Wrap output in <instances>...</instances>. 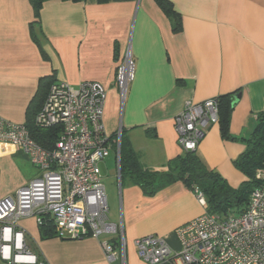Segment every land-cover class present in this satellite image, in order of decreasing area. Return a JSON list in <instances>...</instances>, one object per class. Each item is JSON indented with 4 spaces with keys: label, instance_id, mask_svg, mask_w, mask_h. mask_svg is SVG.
<instances>
[{
    "label": "crops",
    "instance_id": "crops-1",
    "mask_svg": "<svg viewBox=\"0 0 264 264\" xmlns=\"http://www.w3.org/2000/svg\"><path fill=\"white\" fill-rule=\"evenodd\" d=\"M168 1L181 17L179 32L156 0H50L41 11V29L29 0H0V117L26 123L28 112L42 106L43 94L30 106L42 79L73 87L98 82L107 90V133L122 129L143 168L161 172L185 154L174 119L186 103L228 96L224 108L235 102L231 138L223 136L220 123L214 125L196 153L239 187L245 176L233 161L246 149L264 111V0ZM128 49L136 72L123 98L115 77ZM37 175L22 151L0 145V200ZM107 199L109 221L124 225L126 264H147L137 254L138 238L156 235L178 251L175 231L206 211L182 181L147 196L126 178ZM20 227L25 245L41 262L111 264L101 239H43L32 218L22 219ZM2 263L9 264L0 258Z\"/></svg>",
    "mask_w": 264,
    "mask_h": 264
},
{
    "label": "built area",
    "instance_id": "built-area-1",
    "mask_svg": "<svg viewBox=\"0 0 264 264\" xmlns=\"http://www.w3.org/2000/svg\"><path fill=\"white\" fill-rule=\"evenodd\" d=\"M130 49L119 64L115 85L123 98L135 79ZM106 88L87 81L78 87L53 83L35 117L39 129L60 128L53 148L41 146L25 123L0 117V145L22 151L38 175L0 200V258L9 264H46L25 245L20 221L32 218L39 226L50 219L61 239L92 236L101 239L111 264H126L123 222L109 221V205L101 163L111 153L121 167L122 129L114 136L104 125ZM219 124L217 98L187 102L175 117L177 142L184 152H196L207 131ZM121 175V173H120ZM246 211L225 217L207 212L204 193L193 190L205 206L203 215L176 231L180 249L174 251L161 237L135 240L137 254L147 264H264V170ZM115 237V240L104 237Z\"/></svg>",
    "mask_w": 264,
    "mask_h": 264
},
{
    "label": "trees",
    "instance_id": "trees-1",
    "mask_svg": "<svg viewBox=\"0 0 264 264\" xmlns=\"http://www.w3.org/2000/svg\"><path fill=\"white\" fill-rule=\"evenodd\" d=\"M34 10L35 24L41 29V11L45 2L50 0H29ZM74 3L86 0H62ZM106 2L107 0H99ZM165 10L172 20L173 30L179 32L182 29L180 15L173 9L168 0H156ZM34 26H32L33 28ZM33 37L35 32L32 33ZM54 80L45 81L42 79L39 91L31 102V107L38 105L43 94L42 105L47 96L50 86ZM228 96L217 98L219 102V123L225 138L229 135V121L231 106L233 101H228L224 108V99ZM42 107V106H41ZM41 109V108H40ZM224 109V110H223ZM38 111L28 112L25 123L36 142L45 148H53L58 139L60 128L39 129L35 126V117ZM237 170L244 176L245 181L237 188L231 187L228 181L217 171L209 169L201 157L196 152H185L168 164L167 171L154 172L146 170L141 165L135 150L132 147L128 136L123 132L121 139V176L128 178L134 185L139 186L145 195L153 196L161 189L182 181L191 190L200 189L206 199L207 212L220 217L230 214H241L248 208L253 191L259 186L256 174L259 170H264V111L258 115L257 126L247 140L244 152L233 161ZM43 239L57 237L56 229L52 221L48 218L40 226Z\"/></svg>",
    "mask_w": 264,
    "mask_h": 264
},
{
    "label": "rangeland",
    "instance_id": "rangeland-1",
    "mask_svg": "<svg viewBox=\"0 0 264 264\" xmlns=\"http://www.w3.org/2000/svg\"><path fill=\"white\" fill-rule=\"evenodd\" d=\"M100 166L103 175V182L106 187V192L108 197L110 198L111 194L114 193V191L118 190L122 182V176L120 175L121 170L119 171L115 154L111 153V155L106 158ZM125 180L126 178H124V181ZM229 185L233 187L230 183Z\"/></svg>",
    "mask_w": 264,
    "mask_h": 264
},
{
    "label": "water",
    "instance_id": "water-1",
    "mask_svg": "<svg viewBox=\"0 0 264 264\" xmlns=\"http://www.w3.org/2000/svg\"><path fill=\"white\" fill-rule=\"evenodd\" d=\"M233 104H235V102Z\"/></svg>",
    "mask_w": 264,
    "mask_h": 264
}]
</instances>
